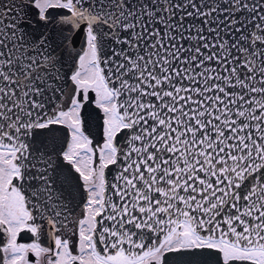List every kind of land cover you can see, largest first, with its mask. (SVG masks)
I'll return each mask as SVG.
<instances>
[{
    "label": "snow or ice",
    "instance_id": "6c2138e0",
    "mask_svg": "<svg viewBox=\"0 0 264 264\" xmlns=\"http://www.w3.org/2000/svg\"><path fill=\"white\" fill-rule=\"evenodd\" d=\"M0 264H264V0H0Z\"/></svg>",
    "mask_w": 264,
    "mask_h": 264
}]
</instances>
